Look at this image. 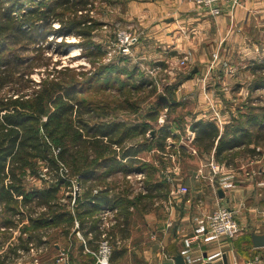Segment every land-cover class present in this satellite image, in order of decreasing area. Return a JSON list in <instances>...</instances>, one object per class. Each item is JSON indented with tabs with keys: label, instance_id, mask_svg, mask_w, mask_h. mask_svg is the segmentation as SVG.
I'll list each match as a JSON object with an SVG mask.
<instances>
[{
	"label": "rangeland",
	"instance_id": "374dc122",
	"mask_svg": "<svg viewBox=\"0 0 264 264\" xmlns=\"http://www.w3.org/2000/svg\"><path fill=\"white\" fill-rule=\"evenodd\" d=\"M87 1L88 9L84 13L92 19L89 33L85 36L69 34L56 38L49 33L39 51L41 56L50 58L49 68L45 66L35 68L30 75L34 83H38L47 73L61 80L72 79L75 81L73 100L81 101L80 111L70 114L67 117V125L61 126L58 130V133L62 135L67 134L68 142H71L69 143L71 163L69 165L66 161H58L57 171L64 176V183L56 192L55 201L58 203L53 209L58 212L64 211L66 214L55 222L45 224L41 230L48 244L54 241L59 242L61 238H64V244H61L64 247H69L67 239L73 236L76 238L75 221H79L81 232L89 227L88 218L94 220L96 229L100 230L99 212L105 206H110L112 209L110 219L122 221L126 216L130 226L136 225L135 240L147 235L152 225H146V228L141 231L140 223L143 225L146 212L144 210H148L144 206L149 199H152L149 184L153 179L161 180L162 183L159 175L162 174L161 170L165 165L172 170L174 166H179L177 172L181 170L193 176L194 172L197 175L199 168H203L199 157L203 158L202 160H204L203 155L205 159L209 156L216 158L214 149L203 152L189 141L193 132L190 126L196 116L194 110L203 113L202 119L213 120L219 129L221 124L224 126L225 122H228L227 119L237 125L245 122L246 115L257 117L256 123L262 121L261 117H264V85H259L260 79H264V67L253 72L245 67L248 59L264 55L263 17L251 16L250 23L254 24L253 27L256 25V28L251 33L253 38L248 40L257 47L262 46L261 54L253 51L251 45L242 51L238 50L241 45L237 44L233 51L234 42L225 43L228 41L226 36L218 51L211 55L209 51L207 57H203L205 62L202 65L194 60L190 61V57L188 58L186 54L171 55L168 56L167 61L162 62L164 66L162 65L161 69V67L152 66L154 61L148 57L150 50L154 48V46L148 48L150 40H142L140 32L133 30L136 26L125 17L127 0ZM198 7L208 11L205 7ZM57 11L62 16L69 15V10L63 11V7H58ZM58 25V21L53 24L54 28ZM122 31L137 37L127 57H122L119 52L118 34ZM241 39L243 37L236 42L239 43ZM244 40L247 41V39ZM60 41L62 43L58 45ZM157 49L163 50L159 46ZM262 64L264 66V61ZM154 67L155 70L157 69L156 72L150 73L149 69L153 70ZM193 69H196L194 73H192ZM188 76L194 77L193 82L181 88ZM180 89L192 90L181 92ZM232 116H236L237 122L233 121ZM41 121L45 122L46 117L43 116ZM102 122L107 123L106 125L120 122L121 126L112 137L101 138L102 146L98 148L102 153L96 154V147L91 145L90 141L94 139L92 135L97 124ZM160 129H164L170 135L164 137L165 133ZM105 130H108L107 126ZM255 130L249 129L251 143L236 146L221 153L217 157V163L228 162L234 166L238 179H244L240 180L241 182L245 181L250 187L252 185V194L256 192V196H251L252 200H249L247 204L256 206L258 211L263 212L264 146L263 142L257 144L252 142ZM39 132L45 136L44 129L40 128ZM191 137L192 140L194 136ZM161 140L164 141V145L162 148H157L155 143ZM45 141L51 152L49 156L55 157L62 144L52 142L48 138ZM129 148H132L131 150L141 148V150L135 156L122 158L121 153ZM188 151L194 156L189 155ZM164 152L169 154L173 152L170 161L169 157L164 158ZM95 157L97 160L99 157L108 158L106 162L101 161L96 164ZM85 160L87 164L83 163ZM32 161H36V166L33 169H27L22 177L20 176L21 188L25 192L31 188L41 190L55 182L52 180L55 177L54 169L45 167L39 157ZM73 163L84 165L82 164L77 172L72 169ZM84 168L92 169L86 181L78 175ZM79 179H82L80 184H78ZM7 182L10 181L7 179ZM86 188L92 189L91 196L98 194L100 190L111 189L108 195L112 197L115 194L122 198V202L113 203L112 200L108 203L102 202L100 207L95 203L92 210H89L90 213L82 214L86 212V209L81 205L84 199L82 201L80 199L84 197ZM161 194L163 195L157 192L158 196ZM175 194L170 196L174 198ZM27 197L30 202L28 207H16L17 214L19 210L25 213L36 211L33 200H36L37 196L27 193ZM39 197L38 195V201ZM12 198L13 200L9 202L12 204L15 203V199H23L22 195L15 191L12 192ZM159 201L157 197V204H153L151 210L158 218H165L169 214L165 206L168 200L164 202L165 205ZM9 203L6 200L0 201L2 205H0V215L6 214L5 209L8 210ZM17 205L20 206V202ZM41 206L38 204V214L31 213V218L38 217L40 212L41 214L45 212V208L43 207V210ZM125 210L128 211V216ZM78 212L81 214L78 215ZM49 213L51 214V211ZM113 220L107 223H113ZM117 244L121 245L120 240H117L116 244L112 243L113 248ZM88 258L91 259L90 256ZM75 261L79 264L82 258L80 260L79 256L75 257ZM47 264H52V261ZM53 264H55L54 257Z\"/></svg>",
	"mask_w": 264,
	"mask_h": 264
},
{
	"label": "crops",
	"instance_id": "0c3cea01",
	"mask_svg": "<svg viewBox=\"0 0 264 264\" xmlns=\"http://www.w3.org/2000/svg\"><path fill=\"white\" fill-rule=\"evenodd\" d=\"M127 1L125 17L136 26L133 30L140 32L142 40H150L148 48L154 46L148 57L154 61L152 66L157 68L164 66L162 62L167 61L171 55L181 56L183 54L190 57V61L194 60L202 65L205 62L203 57H207L209 51H211L210 55L218 51L226 36L228 41L225 43L234 42L233 51H235V45L239 44L241 46L238 47V50L244 51L251 45L257 54L262 52V46L257 47L248 40L253 38L251 33L256 28V25L253 27L254 24L250 23L251 16L264 18V0H240L232 10L223 3L221 5L222 12L218 16L211 15L191 0ZM240 37L243 39L237 43L236 41ZM155 46L157 48L159 46L163 50L157 49ZM263 61L264 55L254 56L248 59L244 66L248 71H258L263 67ZM194 65L199 64L194 63ZM212 66L214 67L213 63ZM156 70L153 72L155 73ZM193 79L194 77L188 76L181 88L189 85ZM190 90L192 89H180L181 92H190ZM193 112L196 116L192 122L202 118L203 113H199L197 110ZM227 120L228 122H225L224 126L230 123V119ZM224 126L221 124L220 131ZM191 138L190 136L189 141L193 143ZM172 153L164 152V158L165 156L169 157L170 161ZM188 153L194 156L189 151ZM202 157L204 160L199 157V162L203 167L201 177L195 172L193 176L181 170L177 172L179 166H174L172 170L165 165L161 170L162 174L159 175V179L162 178V183L161 180L157 181L156 179L150 182L149 189L152 199H149L147 205L144 206L148 210H144L146 212L143 225L140 223L141 231L146 228V225H152L145 237L141 236L135 240L136 225L130 226L128 217L124 231L118 230V227H122L124 218L122 221L115 219L109 229L112 231L110 235L116 241L120 240L121 245L117 244L114 247L124 249V254L117 258L116 264H245V261L254 257L258 259L254 264H264V246L256 247L252 241L254 234L264 233V211L260 212L256 206L247 204L249 200H252L251 196H256V192L252 194V185L250 187L245 181L241 182L240 180L244 179H238L234 172V166L223 161L218 162L223 163L221 172L215 175L214 180L211 181L208 166L210 156L207 159H205V155ZM155 176L158 175L155 174ZM180 186H186L188 191L180 193L177 189ZM110 190L106 189L108 194L111 193ZM219 190L223 193L222 196L218 193ZM157 192L163 193V195L158 196ZM173 193H176L174 198L170 196ZM157 197L160 199L159 202H163L164 205V202L168 200L165 206L169 214L165 218H158L151 210V206L157 204ZM37 200V197L36 200H33V204L36 206L34 208L36 211L33 212L36 215L38 214ZM18 202H20V206L17 205ZM29 203L27 199L24 201L15 199L14 204L7 205L10 207L8 210L5 209L6 214L0 215V264H4L9 258L17 255V250L26 248L29 243L43 244L46 250L40 255L41 264L51 261L53 264V257L58 247L64 244V238H61L62 240L59 242L54 241L48 244L41 231L42 225L37 223L38 217L31 218L33 212L25 213V211L19 210L18 214H20H17L16 207H28ZM94 204L89 203L86 211L91 210ZM218 204H224L235 212L240 232L231 239H217L206 230L209 214ZM88 219L89 227L80 232L84 238L89 239L88 247L94 249L97 229L94 220ZM67 240L71 257H74L71 258L72 264H78L75 261V257L78 256L80 260L82 258L79 264L92 262L88 258L90 254L84 252L83 245L77 237L73 236ZM218 252L220 254L215 255ZM132 257H136L141 263H136ZM86 261L89 262L86 263Z\"/></svg>",
	"mask_w": 264,
	"mask_h": 264
},
{
	"label": "trees",
	"instance_id": "16d2710c",
	"mask_svg": "<svg viewBox=\"0 0 264 264\" xmlns=\"http://www.w3.org/2000/svg\"><path fill=\"white\" fill-rule=\"evenodd\" d=\"M87 2V0H0V201H11L13 191L21 194L23 201L29 198L27 193L37 197L39 195L40 199L37 200V205H42L41 207L45 208L46 213L41 214L40 212L38 222H36L42 226L55 222L66 214L60 209L58 210L61 212L53 209V207H57L58 203L55 201L56 192L64 183V176L57 171L58 161H66L69 165L71 163L69 157L71 155L69 143L71 142H68L67 134L62 135L58 133V130L68 123L67 117L70 114L80 111L81 101L73 100L75 81L72 79L61 80L47 73L38 83H34L30 75L35 68L43 66L49 68L50 58L41 56L39 53L43 40L49 33L54 35L53 38L69 34L85 36L89 33L92 19L84 13L88 9ZM58 7H63V11L69 10V15L62 16L57 11ZM55 21L59 22L57 28L53 26ZM46 28H50V30H46ZM61 43L62 41L58 45ZM30 52H32L31 55H28ZM260 80L259 85H264V79ZM43 116L46 117L45 122L41 121ZM235 117L233 116V121L237 120ZM261 118L262 121L256 123L257 117L246 115L245 122H240L237 125L230 122L224 126L222 131L213 120L202 118L194 120L190 126L194 132L193 143L203 152L214 149V156L217 159L218 155L231 148L251 143L249 129H253V131L256 129L252 142H255L254 144L263 142L264 146V117ZM106 124L98 123L94 129L92 135L94 139L90 143L96 147V154L102 153L98 148L102 146L101 138L103 136L112 137L121 126L120 122ZM105 126L108 127V130H105ZM40 128L45 130V136L40 134ZM160 130L165 133L164 137L170 135L164 129ZM46 138L57 144H62L55 157L49 156L51 152H49L45 141ZM162 140L155 143L157 148L163 147L164 141ZM131 149H126L121 153V157L135 156L141 150V148ZM37 157L44 162L45 167L55 170V177L52 179L55 182L41 190L31 188L25 192L21 188L20 176L22 177L27 169H33L36 166V161L32 160ZM107 158L99 157L98 161L95 157V162L96 164L101 161L106 162ZM83 163L87 164V160ZM83 163H80L81 165L73 163L72 169L78 172ZM91 170L84 168L78 175L82 177L83 181H86ZM7 179L10 181L9 183ZM82 179H79L78 184ZM91 190V188H86L83 193L84 197L80 199V201L84 199L81 205L85 209L89 203H96L100 207L102 202L108 203L111 200L113 203L122 202L121 197L115 194L111 197L106 190H100L98 194L91 196ZM50 211L51 214H48ZM125 211L128 216V211ZM88 212L89 210L82 214ZM79 213L81 214L78 212V215H80ZM45 214L47 215L45 216ZM126 225L127 218L125 216L122 227H118V230L124 231ZM110 232L112 231L108 232L109 237L115 243L116 240L111 237ZM98 234L99 232L96 231L95 236L97 237ZM123 254V248L116 249L114 247L111 261L115 263L117 258ZM132 258L136 263H141L136 257Z\"/></svg>",
	"mask_w": 264,
	"mask_h": 264
},
{
	"label": "built area",
	"instance_id": "2783aa9c",
	"mask_svg": "<svg viewBox=\"0 0 264 264\" xmlns=\"http://www.w3.org/2000/svg\"><path fill=\"white\" fill-rule=\"evenodd\" d=\"M198 6L205 7L211 15H219L222 12V4L225 3L227 7L232 10L236 5L239 4L240 0H191ZM137 37L131 36L128 32H120L118 34V46L119 52L122 57H127L131 53L130 47L136 42ZM111 56V55H110ZM155 69V68H154ZM153 70H149L152 73ZM191 136H194L193 132ZM210 168L209 179L214 180L215 175L221 172L222 165L217 163L213 156L208 161ZM203 170L199 168L197 172L198 176H202ZM180 193H186L188 191L186 186H180L177 188ZM110 206H105L99 212V226L98 236L94 240L95 247L91 249L88 247V240L83 237L79 228V221H75V233L76 237L81 241L84 252H87L92 257L90 264H116L111 261V255L113 251L112 241L109 237V229L113 225V219H110L111 214ZM113 220V223H107ZM207 232L215 238L219 239H231L240 232L239 223L235 217L233 209L229 208L224 204H218L209 214L207 219ZM90 237V236H89ZM187 242V241H186ZM45 250L42 245L29 243L26 248L17 250V255L9 258L4 264H41L40 255ZM220 252L215 255H219ZM257 257L245 261V264H254L257 262ZM55 264H72L71 261V250L70 247L59 246L56 254L54 255ZM236 263V261H234Z\"/></svg>",
	"mask_w": 264,
	"mask_h": 264
},
{
	"label": "water",
	"instance_id": "95a60500",
	"mask_svg": "<svg viewBox=\"0 0 264 264\" xmlns=\"http://www.w3.org/2000/svg\"><path fill=\"white\" fill-rule=\"evenodd\" d=\"M196 71V69H193L192 73H194ZM221 196H222V192L221 190H219L218 192ZM252 241H253V244L256 246V247H263L264 246V233H258V234H254L253 237H252Z\"/></svg>",
	"mask_w": 264,
	"mask_h": 264
}]
</instances>
